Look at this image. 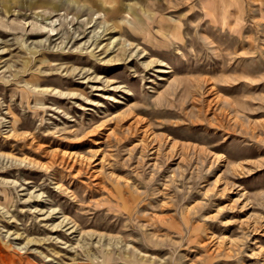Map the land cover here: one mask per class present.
<instances>
[{
  "label": "rangeland",
  "instance_id": "rangeland-1",
  "mask_svg": "<svg viewBox=\"0 0 264 264\" xmlns=\"http://www.w3.org/2000/svg\"><path fill=\"white\" fill-rule=\"evenodd\" d=\"M0 264H264V0H0Z\"/></svg>",
  "mask_w": 264,
  "mask_h": 264
},
{
  "label": "bare ground",
  "instance_id": "bare-ground-1",
  "mask_svg": "<svg viewBox=\"0 0 264 264\" xmlns=\"http://www.w3.org/2000/svg\"><path fill=\"white\" fill-rule=\"evenodd\" d=\"M108 4H109V2H108ZM110 5H111V4H110ZM112 6H113V5H112ZM112 6H111V7H112ZM117 9H118V8H117ZM117 9H116V10H117ZM115 12H116V11H115ZM113 14H114V13H113ZM108 17H109V16H108ZM105 18H106L107 21H109V18H110V17L107 18L106 14H105ZM123 18H124V17H123ZM124 19H125V18H124ZM107 23H109V22H107ZM121 25H122V24L120 23V21H116V20H113L112 23H111V27H112L113 29H115V28H117V29L119 28V29H120V28H121ZM131 28H132V29H136V27H134V26L131 27ZM106 30H107V29H106ZM122 43H123V42H122ZM125 43H126V42H125ZM110 60H111V59H110Z\"/></svg>",
  "mask_w": 264,
  "mask_h": 264
}]
</instances>
